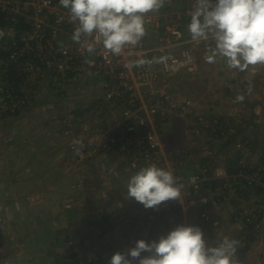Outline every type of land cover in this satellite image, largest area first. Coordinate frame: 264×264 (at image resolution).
<instances>
[{"label": "rangeland", "instance_id": "obj_1", "mask_svg": "<svg viewBox=\"0 0 264 264\" xmlns=\"http://www.w3.org/2000/svg\"><path fill=\"white\" fill-rule=\"evenodd\" d=\"M175 3L178 5L179 0H176ZM12 29L10 26L2 30L4 35L0 43V175L3 173L5 175L0 179V264H26L25 257L34 259L35 255L41 253H47V256L54 258V262L59 264H108L106 254H110L115 249L116 242H112L110 245L104 244V238L101 236L105 230L107 232L111 230L116 237L120 236L117 234L126 227L124 226L125 220L119 214H115V204H110L112 203L111 197L107 196L104 191H101L102 194H95L96 188L103 186L102 184L107 183L109 180L86 177L88 174L87 163L91 164V158L94 156L90 157L91 154L85 155L84 153L74 152L68 146L59 145V140L69 141L76 133H81L82 125L86 123H95L96 121L101 123V120L105 118L106 124H113L111 120L119 117L120 112L118 110L113 112L101 111L106 102L104 94L91 102L89 101L91 96H88V99L80 100L70 96L67 90H63L64 83H76L77 80L72 82L62 81L60 83L59 81L53 83L46 81L43 84L42 81L38 82V76L34 81L32 71H30L31 58L27 56H25L27 60L25 66L16 68L17 70L8 68L6 59L12 50V42H9L10 40L6 41L5 37L8 34L7 32L10 33ZM59 42L63 44L62 39ZM149 43L152 46L154 41L150 40ZM197 45L199 44L197 43ZM199 62L197 68H192V70H188L172 80L169 79L168 82L181 83L187 79V75L191 76L193 80H198L202 72V62L205 64L201 58H199ZM19 69L24 70H21L20 74H22L26 86L23 82L21 88L24 89H19V96L14 102L9 96L15 95L17 90L14 82H10V80L13 72L16 73L14 75L18 76ZM43 75L50 76L54 80L52 76L54 72L44 71ZM102 92L103 90H101ZM239 92L243 91L240 89ZM165 93L170 97L169 99L175 107L186 99H192L198 104L197 112L188 117L178 112V109H173L169 112V118L171 119L168 121L169 123L176 118H181L185 122L190 136L206 142L210 137H214L210 132H197L195 117L212 114V116L219 119L222 117L221 115L213 112L204 100L194 96L176 98L168 92ZM38 95L39 98H36ZM42 95L50 98L45 99L44 103L35 105L34 102L40 100ZM215 102L217 101L215 100ZM239 103L242 105V101H239ZM39 106L45 109L50 107L52 112L45 111L42 114ZM85 109L96 114H84ZM242 117L244 118H241L240 122L237 121L239 118L234 119V121L228 118L218 120L216 130L212 131L222 133L221 131L225 126L231 129L232 135L236 132L243 138V141L236 142L235 149L229 151V158L227 157L230 165L232 164V166L227 167L232 170V178L229 180L231 182L235 178V181H233L235 186L240 181L236 176L243 168L247 169L246 172H264V146L260 145V150L258 147L256 150L254 144L259 132L256 129L254 130L253 126L244 128L243 121L244 123L249 122L252 118L251 115L247 113ZM74 120H77L74 125H79L78 128L81 130H76V132L74 130L67 131L66 126L69 127ZM45 121H50L52 125L46 126L45 128L49 127L47 129H40V124ZM106 124H104V130L107 127ZM166 125L164 124L163 128ZM164 131L162 130V135ZM242 132L244 133L243 136ZM77 136L83 135L79 134ZM91 138L94 139L93 136ZM9 139L11 140L7 141ZM12 140L17 141H15L16 147L8 148V143ZM245 140H251V142ZM241 142L242 144L246 143V147L237 150V145ZM164 149L166 150L165 145ZM57 150H59L57 153L61 155L58 159ZM255 151L257 154L261 152V155L260 157L256 156L255 164H252L249 162V158L254 155ZM1 156L5 159H2ZM112 156L114 155L101 153L97 157L107 159ZM114 157L118 158L117 156ZM117 160L119 161V168H116L123 172L138 170L128 167L125 159L118 158ZM178 160L180 163L183 162L181 158ZM258 163H263V165H256ZM216 166L215 163L211 165V170L215 173L219 168ZM179 174L183 175L181 172ZM243 183L244 181H242ZM24 184L26 185L24 186ZM230 185H232V182ZM25 188H29L30 191L24 190ZM251 190L257 196L258 192L264 191V189L254 187ZM60 204H63V206L59 209L64 207L62 209L65 212L61 210L51 214L50 210L53 205L58 207ZM14 208H19V211L15 213ZM54 215H60V218ZM53 219H55L57 225L60 224L61 226H58L53 233L52 239L51 234L54 228H49L47 224L53 222ZM221 228L220 223L218 227H215L214 232ZM141 229L144 237L150 233L148 224ZM102 239L103 242L101 243ZM38 246H42V248ZM107 248L111 250L107 251ZM117 248H121L118 242ZM55 254L59 256L58 259L54 256ZM97 254L98 256L93 258Z\"/></svg>", "mask_w": 264, "mask_h": 264}, {"label": "built area", "instance_id": "obj_2", "mask_svg": "<svg viewBox=\"0 0 264 264\" xmlns=\"http://www.w3.org/2000/svg\"><path fill=\"white\" fill-rule=\"evenodd\" d=\"M175 2L164 0L159 10L146 14L145 37L136 46H127L121 54L113 55L100 45L88 53L72 40L75 23L70 20L69 11L59 4V0H0V31L5 27L13 28L9 41L12 42V50L6 59L8 68L17 70L25 66L27 56L32 62V76L37 75L33 76L34 81L44 71L54 72L52 76L59 82L95 78L94 82L102 85L106 100L101 111L120 112L119 117L111 120L113 124H106L105 118L101 120L100 124L107 126L105 130L103 128L104 143L101 146L96 145L92 138L77 136L68 146L72 151L90 156L113 154L125 159L127 166L136 170L152 164L161 168L168 161L161 136L163 125L171 120L169 112L178 109V112L188 117L197 112L198 105L196 101L186 99L175 107L160 86L161 82L197 68L199 62V40L193 41L188 31V13L194 10V3L178 11ZM60 39L65 42L60 43ZM150 40L154 41L152 46ZM161 57L166 59L161 62ZM139 60L145 63L139 64ZM21 76L20 73L16 76L18 82L10 80L17 90L15 95L9 96L14 102L19 96V89L23 88V77L19 79ZM195 119L197 132L218 134L212 131L216 130L220 118L208 114ZM226 128L224 126L221 132H225ZM243 147H246V143L241 142L237 150ZM190 153V150H181L178 159L184 161ZM178 159L167 170L174 174L178 185L187 184L192 198L188 202L181 199L163 202L160 205L162 211L184 208L185 204L194 206L204 186L214 180L222 182L216 190L212 189L217 195L222 194L214 200L215 203L225 200L224 194L236 192V188L228 183L232 178L229 171L217 169L211 179L207 174L209 169L207 172L204 168L185 177L178 172L177 166L181 164ZM246 170L241 169L236 177L249 188L264 189V172ZM259 217L256 213L243 217V222L253 231L254 238L257 237L255 231L258 229ZM195 220V225H212L215 228L220 224L219 221L212 222L207 211L199 212Z\"/></svg>", "mask_w": 264, "mask_h": 264}, {"label": "crops", "instance_id": "obj_3", "mask_svg": "<svg viewBox=\"0 0 264 264\" xmlns=\"http://www.w3.org/2000/svg\"><path fill=\"white\" fill-rule=\"evenodd\" d=\"M193 2L194 0H179V4L176 5V10L183 11L189 7L190 4H193ZM182 8L183 10H181ZM10 39V36L5 37L6 41H9ZM64 42L65 41H63V43ZM197 43L199 44L198 47L200 49L199 54L202 53L199 58L205 62V64L202 62V72L199 79L193 80L191 76L187 75V79L181 83L174 82V84L173 82L169 83L168 81H165L161 82L160 86L166 92L171 94L172 97L187 98L194 96L195 98L204 100V102L212 108L213 112L222 116V120L228 118L229 120L233 119L234 121V119L239 118L237 121L240 122L241 118H244L242 115H247L248 113L252 118L249 122L244 123L243 121V125L244 128H250V126H253L254 130L256 129V131L259 132L257 134L256 142L253 143L256 145L255 149L258 147L260 150V145L264 146V65L253 66L244 72H240L236 69L228 68L225 61L220 57H217L215 59L217 61L214 63H208L205 61L204 57L206 54H209L211 42L199 40ZM40 81H42L43 84L46 81H50L51 83L56 82V80H53L50 76L46 75H42ZM94 81L95 78L88 77L76 83H64L62 88L63 90H67L70 96L79 98L80 100L88 99V96H91L89 101L93 102L102 96V85L99 83H93ZM240 89L243 92H239ZM96 95L98 96L96 97ZM238 95L244 97L242 105L235 99ZM36 98H39V95L36 96ZM49 98L50 97L42 95L40 100H37L34 103H36L35 105L41 104L45 102V99ZM215 100L217 102H215ZM40 109L42 114H44L45 111L52 112V108L50 107L46 109L41 107ZM85 110L84 114L95 113L87 109ZM76 122L77 120H74L70 123L69 127L65 125L67 131L74 130V132H76V130H81L78 128L79 125H74ZM50 125H52L50 121H45L40 124V129H47L49 127H45ZM102 125L103 124H100L98 121L95 123L91 122L86 123L85 125L83 124L82 130L80 131L81 133H76L69 141L59 140V145L69 146L70 142L73 141L77 135L82 134L87 139L93 136L95 144L101 146L104 140ZM163 131L164 134L162 135V141L166 146L168 161L164 163L161 168L167 170L175 162V159H178L181 150L189 149L191 152L189 157L185 158L181 163H184L185 165L177 166L178 172H181L185 177L205 168L207 169V172L209 169L207 174L212 179L215 176V172L211 170L212 163H215V165H217L216 167H219L217 169L227 170L231 173L232 170L227 168L232 166L228 159L229 151L235 149L236 142L243 141V138H241V135L239 136L238 133L235 132V134L232 135L231 129L229 131L225 130V132L214 134V137H210L208 142L196 139L189 135L186 124L181 118L172 120L163 128ZM243 132L242 136L244 134ZM249 132H251V130H249ZM10 140L11 139L7 141ZM15 141L12 140L8 143V148L16 147ZM245 141L251 142V140ZM57 152H59V150H57L56 153ZM59 155L60 154L57 153V159L60 158L61 155ZM260 155L261 152L257 154L255 151L254 155H250L249 162L255 164L256 156L260 157ZM97 156L91 158V164L87 163L88 174L86 177L94 179L98 178L99 180L105 178L109 180L107 183L102 184L103 186L97 187L95 194H102L101 191H104L107 196L112 198V203L110 204H115V214H119L120 217L125 220L124 226H126L123 231L121 230L120 233L117 234L120 235L118 237L114 236L115 234H112L111 230L109 232L105 230L104 234L101 236L104 238V244L106 243L107 245H110L112 242H116L115 249L110 254H106L107 263L112 254L117 251H126L128 248L134 246L136 240L145 239L146 241H150L156 239L180 224L195 225L197 223L195 216L201 211H207L210 214L211 221H219L222 226L221 229L214 232L215 228H211L209 225L203 226L202 224H198V226L204 231L205 238L209 245L214 246L215 243H219L225 237L236 239L240 241V246L237 249V258L240 260V264H264V191L258 192L259 194L257 196L253 193L251 188L247 186L243 187L244 183L242 184L240 178H238V180H240L239 184L237 186L233 185V181H235L234 178L231 182L233 187L236 188V192H232V194L229 195L224 194L223 196L225 197V200H222L220 203H215L214 200L219 196H222V194L217 195L212 189L216 190L222 182L214 180L204 186L205 188L201 191L194 206L185 204L186 207L184 208L170 209L169 211H162L160 205L155 209H146L134 199L127 198V183L129 178L136 171L123 172L120 169H117L116 167H118L119 161L117 160L118 158L116 159L114 156L107 159ZM1 158L5 159L2 156ZM256 165H263V163H258ZM85 173L86 172L84 171V174ZM3 174L0 175V179L5 177ZM228 181L231 184L230 180ZM25 185L26 184H24V186ZM186 185L187 184L181 186L180 199L184 202H188L192 198V196L189 195L190 193H188V187ZM24 190L30 191L29 188H25ZM61 206H63V204H60L58 207L57 205H53L50 213L55 214L56 211L59 212L61 210L65 212V210H63L64 207H62L63 209H59ZM13 211L17 213L19 208H14ZM249 213H256L260 216L258 229L255 231L257 233L256 238H254L253 231L243 222V217ZM60 215L54 216L60 218ZM102 218L105 219L103 216ZM146 224L150 227V233L147 235L145 234L146 236L144 237L142 236L143 233L141 228H144ZM47 226L49 228H54L51 234L53 239V233L58 226L61 225H57L55 219H53V222H49V225L47 224ZM102 242L103 239L101 243ZM117 242L121 248H117ZM244 246L245 249H243ZM38 247L42 248V246ZM107 249V251L111 250L110 248ZM54 256L57 259L59 257L56 254ZM97 256L98 254L93 258ZM34 259L25 257L24 260L27 262L26 264H59L54 262V258L47 256V253L35 255Z\"/></svg>", "mask_w": 264, "mask_h": 264}, {"label": "clouds", "instance_id": "obj_4", "mask_svg": "<svg viewBox=\"0 0 264 264\" xmlns=\"http://www.w3.org/2000/svg\"><path fill=\"white\" fill-rule=\"evenodd\" d=\"M59 4L75 23V43L88 53L100 45L119 55L145 37V16L159 10L163 0H59ZM188 15L191 39L211 42L206 62L220 57L228 68L240 72L264 65V0H194ZM126 194L144 208L155 209L163 202L180 201L181 186L171 171L152 164L129 178ZM239 246L240 241L227 237L211 246L201 227L180 224L156 239L136 240L126 251L112 254L108 264H240Z\"/></svg>", "mask_w": 264, "mask_h": 264}, {"label": "trees", "instance_id": "obj_5", "mask_svg": "<svg viewBox=\"0 0 264 264\" xmlns=\"http://www.w3.org/2000/svg\"><path fill=\"white\" fill-rule=\"evenodd\" d=\"M2 40V39H1ZM21 71H19L18 73H20ZM14 74H16L15 72H13L12 74H11V77H12V80L13 81H16V80H18V78L16 77V75H14ZM21 78H22V76L19 78L20 80H21ZM16 82H18V81H16ZM20 92V91H19ZM19 92H18V95H19ZM220 120H222L221 118H220ZM102 127L104 128L105 127V125H102ZM230 129L229 128H226V131H229ZM231 137V136H230ZM230 139V138H229Z\"/></svg>", "mask_w": 264, "mask_h": 264}, {"label": "bare ground", "instance_id": "obj_6", "mask_svg": "<svg viewBox=\"0 0 264 264\" xmlns=\"http://www.w3.org/2000/svg\"><path fill=\"white\" fill-rule=\"evenodd\" d=\"M8 34H6V36H10V33L7 32ZM38 82L41 80V75L39 76V78H37Z\"/></svg>", "mask_w": 264, "mask_h": 264}]
</instances>
